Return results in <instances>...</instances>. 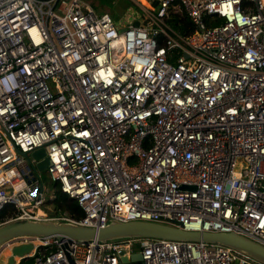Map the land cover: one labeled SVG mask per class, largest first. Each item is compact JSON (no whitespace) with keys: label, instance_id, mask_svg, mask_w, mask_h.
Returning a JSON list of instances; mask_svg holds the SVG:
<instances>
[{"label":"built area","instance_id":"obj_1","mask_svg":"<svg viewBox=\"0 0 264 264\" xmlns=\"http://www.w3.org/2000/svg\"><path fill=\"white\" fill-rule=\"evenodd\" d=\"M141 9L114 19L83 0H0V211L13 208L0 224L144 220L264 247V0ZM174 11L191 32L165 24ZM37 148L80 218L40 209L39 172L21 154ZM21 243L31 249L13 264H253L201 241L21 236L10 245Z\"/></svg>","mask_w":264,"mask_h":264},{"label":"water","instance_id":"obj_2","mask_svg":"<svg viewBox=\"0 0 264 264\" xmlns=\"http://www.w3.org/2000/svg\"><path fill=\"white\" fill-rule=\"evenodd\" d=\"M136 25L137 23H132ZM21 153V152H20ZM27 160L34 162L38 172L44 171L49 165L42 148L29 154L21 153ZM183 188H188L182 186ZM41 190V184H39ZM191 188V187H189ZM52 199V195L47 199ZM21 236L32 237H66L69 240L87 242L90 240L104 241L124 237L162 238L182 241H201L214 243L237 250L253 260V264H264V247L234 232H199L185 231L171 225L144 220L127 222L109 221L103 227L77 225L57 219H13L0 224V248L11 240ZM31 249L30 243L8 246L5 264H13L14 257H26ZM125 261V258H122ZM132 262L140 261L139 253L130 256Z\"/></svg>","mask_w":264,"mask_h":264},{"label":"trees","instance_id":"obj_3","mask_svg":"<svg viewBox=\"0 0 264 264\" xmlns=\"http://www.w3.org/2000/svg\"><path fill=\"white\" fill-rule=\"evenodd\" d=\"M102 13V12H100ZM166 25H168L174 31L180 34H187L192 31L193 27L189 19L181 11H174L167 14L164 19ZM54 190L52 194V199L44 200L42 207L45 205L49 206L48 216H53L55 214L66 213L69 217L73 219H78L82 216V212L77 205L76 201L63 193L57 184L53 183ZM13 208L11 205H5L0 211V220L9 215ZM20 264H30V260L20 262Z\"/></svg>","mask_w":264,"mask_h":264},{"label":"rangeland","instance_id":"obj_4","mask_svg":"<svg viewBox=\"0 0 264 264\" xmlns=\"http://www.w3.org/2000/svg\"><path fill=\"white\" fill-rule=\"evenodd\" d=\"M88 3L95 12H106L109 16L114 19L123 18L127 13H139L142 7H147L151 4L152 0H83ZM40 182L43 189V200H47L54 190L53 182L48 178L46 170L38 173ZM47 216L50 211L49 206L45 205L40 208ZM12 242V240H11ZM10 243L1 249L0 260L7 256L4 251H8V246ZM4 252V253H3ZM8 254V253H7Z\"/></svg>","mask_w":264,"mask_h":264},{"label":"crops","instance_id":"obj_5","mask_svg":"<svg viewBox=\"0 0 264 264\" xmlns=\"http://www.w3.org/2000/svg\"><path fill=\"white\" fill-rule=\"evenodd\" d=\"M99 13H100V12H99ZM115 22H118V20L115 21ZM130 22H131V23H134V22H136V19H131Z\"/></svg>","mask_w":264,"mask_h":264},{"label":"bare ground","instance_id":"obj_6","mask_svg":"<svg viewBox=\"0 0 264 264\" xmlns=\"http://www.w3.org/2000/svg\"><path fill=\"white\" fill-rule=\"evenodd\" d=\"M1 252H2V251H1ZM1 252H0V253H1ZM4 252H6L5 254L7 255L8 251L6 250V251H4ZM4 252H3V253H4Z\"/></svg>","mask_w":264,"mask_h":264}]
</instances>
